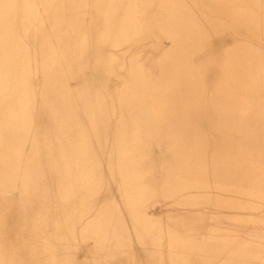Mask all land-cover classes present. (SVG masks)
I'll use <instances>...</instances> for the list:
<instances>
[{
  "label": "rangeland",
  "instance_id": "374dc122",
  "mask_svg": "<svg viewBox=\"0 0 264 264\" xmlns=\"http://www.w3.org/2000/svg\"><path fill=\"white\" fill-rule=\"evenodd\" d=\"M50 1L0 0V264H264V0Z\"/></svg>",
  "mask_w": 264,
  "mask_h": 264
},
{
  "label": "bare ground",
  "instance_id": "6f19581e",
  "mask_svg": "<svg viewBox=\"0 0 264 264\" xmlns=\"http://www.w3.org/2000/svg\"><path fill=\"white\" fill-rule=\"evenodd\" d=\"M56 0H53V2H55ZM75 1H78V0H75ZM157 1H159V0H157ZM182 1V0H181ZM52 1H50L49 0V3H51ZM189 2V1H188ZM204 2H206V1H204ZM209 2V1H208ZM221 2H224V1H221ZM74 3V2H73ZM174 3V2H173ZM176 3V2H175ZM214 3V2H213ZM213 3H212V5H213ZM67 4V3H66ZM110 4V3H109ZM189 4V3H188ZM211 4V3H210ZM163 5V4H162ZM174 5H178V4H174ZM174 5H172V6H174ZM184 5V4H183ZM186 5V4H185ZM248 5V4H247ZM179 6H180V4H179ZM210 6V5H209ZM208 6V7H209ZM216 6V5H215ZM219 6H220V4H219ZM250 6V5H249ZM160 7H161V5H160ZM181 7H182V5H181ZM180 7V8H181ZM184 7V6H183ZM211 7V6H210ZM217 7V6H216ZM175 8V7H174ZM218 8V7H217ZM1 9V8H0ZM80 9V8H79ZM114 9V8H113ZM167 9H168V7H167ZM171 9V8H170ZM208 9V8H207ZM206 9V10H207ZM161 10H162V8H161ZM160 10V11H161ZM174 10V9H173ZM210 10V9H209ZM67 11V10H66ZM83 11V10H82ZM153 11H154V8H153ZM180 11V10H179ZM91 12V11H90ZM158 12V11H157ZM201 12V11H200ZM207 12V11H206ZM211 12V11H210ZM83 13V15H81L80 16V20L81 19H83L84 18V16L85 17H87V16H89V12H88V10L86 9L85 11H83L82 12ZM113 13H115L116 14V11L114 10L113 11ZM159 13V12H158ZM157 13V14H158ZM162 13V12H161ZM208 13V12H207ZM241 13V12H240ZM110 14V13H109ZM206 14V13H205ZM215 14V13H214ZM168 15V14H167ZM109 16V15H108ZM160 16V15H159ZM182 16V15H181ZM215 16V15H214ZM219 16V15H218ZM107 17V16H106ZM110 17V16H109ZM205 17V16H204ZM188 18V17H187ZM245 18V17H244ZM165 19V18H164ZM183 19H184V16H183ZM188 19H190V18H188ZM213 19H214V17H213ZM87 19H83V20H81L83 23L85 22V23H88L87 21H86ZM100 20V19H99ZM185 20H186V18H185ZM194 20V19H193ZM201 20V19H200ZM211 20V19H210ZM256 20V19H255ZM254 20V21H255ZM161 21H162V19H161ZM199 21V20H198ZM246 21H248V20H246ZM132 22V21H131ZM202 22H204V21H202ZM133 23V22H132ZM201 23V22H200ZM206 23V22H205ZM213 23V22H212ZM251 23H252V21H251ZM257 23H259V22H257ZM51 24V23H50ZM49 24V25H50ZM95 24V23H94ZM93 23L91 24V28H94L95 26H93L94 25ZM129 24V23H128ZM138 24V23H137ZM211 24V23H210ZM261 24V23H260ZM80 25V24H79ZM136 25V24H135ZM232 25V24H231ZM52 26H53V24H52ZM52 26H50L51 27V29L52 30H54V31H56V30H58V29H56L55 30V28H54V26L52 27ZM82 26V25H81ZM192 26V25H191ZM210 26V25H209ZM209 26H207V27H209ZM259 26V25H258ZM197 27H198V24H197ZM234 28V27H233ZM239 28V27H238ZM254 28V27H253ZM46 29V28H45ZM77 29V28H76ZM198 29V28H197ZM216 29V28H215ZM215 29H213V30H215ZM243 29V28H242ZM6 30H9V29H6ZM91 31H93V30H91ZM199 31H200V29H199ZM53 32V31H52ZM57 32V31H56ZM242 32V31H241ZM246 32V31H245ZM253 32H254V30H253ZM201 33V32H200ZM212 33V32H211ZM214 33V32H213ZM226 33V32H225ZM217 34H220V33H217ZM253 34V33H252ZM254 34H255V32H254ZM221 35V34H220ZM220 35H218V36H220ZM241 35V34H240ZM242 36V35H241ZM98 37V36H97ZM201 37V36H200ZM205 37V36H204ZM96 38V37H95ZM211 38H213L212 36H211ZM214 38H216V37H214ZM213 38V40H215ZM236 38V37H235ZM257 38V37H256ZM187 39V38H186ZM197 40V39H196ZM82 42V44L80 45L79 43H80V41H78L79 43V45L80 46H82V48L84 47V48H86L87 50H88V48L91 46V43L89 42V41H86V40H81ZM188 41V40H187ZM233 41V40H232ZM262 41V40H261ZM191 42H193V41H191ZM195 42H197V41H195ZM229 42V41H228ZM206 43V42H205ZM211 43V42H210ZM201 44V43H200ZM88 45V46H87ZM194 45H196L195 43H194ZM226 45V44H225ZM230 45V44H229ZM224 45H222L221 44V40H220V43H217L215 46H214V50L212 51V54L210 55V57H211V59H209V64H211L212 65V68H213V71L214 72H216V73H218V74H220L222 71H221V64H224L225 62H226V60L228 59V55L230 54V56H231V52H233V51H235V48L234 47H223ZM256 46V45H255ZM185 48V47H184ZM211 48H212V46H211ZM252 48V47H251ZM256 48V47H255ZM80 50H82V49H80ZM84 50V49H83ZM240 50V49H239ZM261 50V49H260ZM178 51V50H177ZM190 51V50H189ZM229 52V53H226V52ZM93 53V52H92ZM258 53V52H257ZM0 54H1V51H0ZM184 54V53H183ZM238 56V55H237ZM241 56V55H240ZM260 56V55H259ZM238 58V57H237ZM244 58V57H243ZM242 58V59H243ZM263 58V57H262ZM180 59H182V58H180ZM89 60V59H88ZM247 60H248V58H247ZM259 60V59H258ZM245 61V60H244ZM247 62V61H246ZM250 62V61H249ZM256 62V61H255ZM184 63V62H183ZM187 63V62H186ZM191 63V62H190ZM244 64V63H243ZM250 65V64H249ZM7 64L6 63H3V57H2V55H0V71H1V69H6L7 68ZM245 66V65H244ZM246 69V68H245ZM261 69V68H260ZM244 71V70H243ZM242 71V72H243ZM263 72H264V70H263ZM245 73V72H244ZM252 73V72H251ZM218 74H216V76H218ZM245 75H246V73H245ZM6 76L8 77V78H10V74L9 73H7L6 74ZM229 76V75H228ZM259 76H260V74H259ZM256 77V76H255ZM253 78V77H252ZM262 78H264V76L262 77ZM261 79V78H260ZM229 80V79H228ZM231 82V81H230ZM227 86V85H226ZM255 87V86H254ZM0 88H2L3 89V87H0ZM242 88H244V89H246V92L247 91H252V86H251V84L250 83H244L243 84V87ZM7 95V93L5 94L2 90H0V98H5V96ZM254 99H256V98H254ZM260 101V100H259ZM83 102V101H82ZM254 102H255V104L256 103H258V101L257 100H254ZM193 103V102H192ZM24 108V107H23ZM44 109V108H43ZM193 110V109H192ZM198 110V109H197ZM191 111V110H190ZM191 115V114H190ZM230 115V114H229ZM182 122V121H181ZM189 122V121H188ZM180 123V122H179ZM178 123V124H179ZM10 124V123H9ZM21 124V123H20ZM3 125V124H2ZM22 125V124H21ZM161 126H163L162 124H161ZM178 127V126H177ZM179 127H180V125H179ZM17 128H18V126H17ZM20 128V127H19ZM2 130V129H1ZM5 131V130H4ZM7 131V130H6ZM23 131V130H22ZM2 132V131H1ZM108 132V131H107ZM188 132V131H187ZM7 134V133H6ZM5 134V135H6ZM8 134H12L13 136L14 135H16V134H18V132L16 131V132H14L13 130H11V132L9 131L8 132ZM1 135H2V133H1ZM234 136L236 137V135H235V133H234ZM22 138H24V137H22ZM6 139V138H5ZM22 143V142H21ZM31 145V144H30ZM27 148V147H26ZM20 149V148H19ZM24 150V149H23ZM27 150V149H26ZM31 150V149H30ZM26 152V151H25ZM21 156V155H20ZM21 160H22V158H21ZM24 161V160H23ZM22 161V162H23ZM18 162V161H17ZM26 162V161H25ZM24 162V163H25ZM6 163H8V162H6ZM9 164V163H8ZM25 165H27V163L25 164ZM22 166H24V164L22 165ZM135 168V167H134ZM3 169H5V168H3ZM10 170V169H9ZM25 170V169H24ZM11 173V172H10ZM12 174V173H11ZM16 177V176H15ZM14 177V178H15ZM18 178V177H17ZM32 178V177H31ZM9 179V178H8ZM18 180V179H17ZM26 180V179H25ZM28 182V181H27ZM23 185V184H22ZM28 186H30V185H28ZM3 194V193H2ZM11 195V194H10ZM13 196V195H12ZM18 196H20V195H18ZM9 197V196H8ZM12 198V197H11ZM13 200V199H12ZM19 200V199H18ZM14 204H16V202H14ZM17 207V206H16ZM203 216V215H202ZM34 223V222H33ZM13 228V227H12ZM15 234V233H14ZM16 236V235H15ZM12 237H14V235L12 236ZM15 238V237H14ZM17 238V237H16ZM38 239V238H37ZM35 243V242H34ZM34 245V244H33ZM26 247V246H25ZM29 253V252H28ZM27 254V253H26ZM158 255V254H157Z\"/></svg>",
  "mask_w": 264,
  "mask_h": 264
}]
</instances>
